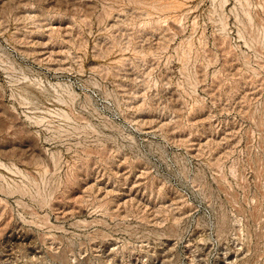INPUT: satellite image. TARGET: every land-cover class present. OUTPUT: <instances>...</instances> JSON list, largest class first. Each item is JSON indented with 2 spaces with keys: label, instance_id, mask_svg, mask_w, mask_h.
<instances>
[{
  "label": "rangeland",
  "instance_id": "rangeland-1",
  "mask_svg": "<svg viewBox=\"0 0 264 264\" xmlns=\"http://www.w3.org/2000/svg\"><path fill=\"white\" fill-rule=\"evenodd\" d=\"M0 264H264V0H0Z\"/></svg>",
  "mask_w": 264,
  "mask_h": 264
}]
</instances>
